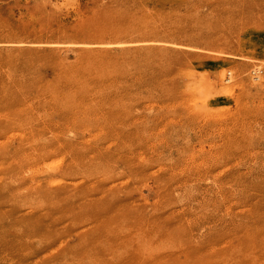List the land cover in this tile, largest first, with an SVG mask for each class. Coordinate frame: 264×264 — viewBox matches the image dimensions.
<instances>
[{
    "label": "rangeland",
    "instance_id": "obj_1",
    "mask_svg": "<svg viewBox=\"0 0 264 264\" xmlns=\"http://www.w3.org/2000/svg\"><path fill=\"white\" fill-rule=\"evenodd\" d=\"M0 264H264V0H0Z\"/></svg>",
    "mask_w": 264,
    "mask_h": 264
},
{
    "label": "bare ground",
    "instance_id": "obj_2",
    "mask_svg": "<svg viewBox=\"0 0 264 264\" xmlns=\"http://www.w3.org/2000/svg\"><path fill=\"white\" fill-rule=\"evenodd\" d=\"M224 80L227 79V78H223Z\"/></svg>",
    "mask_w": 264,
    "mask_h": 264
}]
</instances>
